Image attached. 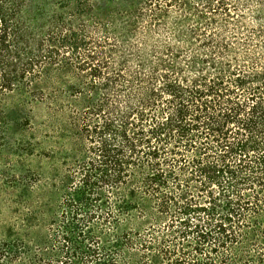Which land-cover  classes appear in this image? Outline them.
Returning <instances> with one entry per match:
<instances>
[{
  "label": "trees",
  "instance_id": "trees-1",
  "mask_svg": "<svg viewBox=\"0 0 264 264\" xmlns=\"http://www.w3.org/2000/svg\"><path fill=\"white\" fill-rule=\"evenodd\" d=\"M11 93L74 143L0 264H264V0H0Z\"/></svg>",
  "mask_w": 264,
  "mask_h": 264
},
{
  "label": "rangeland",
  "instance_id": "rangeland-1",
  "mask_svg": "<svg viewBox=\"0 0 264 264\" xmlns=\"http://www.w3.org/2000/svg\"><path fill=\"white\" fill-rule=\"evenodd\" d=\"M62 125L26 96L0 99V240L45 239L61 202L62 157L74 143Z\"/></svg>",
  "mask_w": 264,
  "mask_h": 264
}]
</instances>
